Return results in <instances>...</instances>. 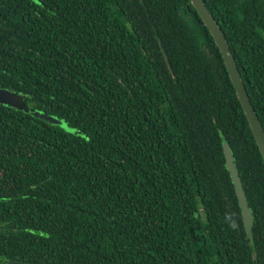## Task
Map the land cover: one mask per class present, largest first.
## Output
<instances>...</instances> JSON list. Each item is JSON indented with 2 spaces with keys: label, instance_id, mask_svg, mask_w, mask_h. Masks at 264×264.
Instances as JSON below:
<instances>
[{
  "label": "trees",
  "instance_id": "16d2710c",
  "mask_svg": "<svg viewBox=\"0 0 264 264\" xmlns=\"http://www.w3.org/2000/svg\"><path fill=\"white\" fill-rule=\"evenodd\" d=\"M203 1L264 128V0ZM0 88L78 131L0 104V264H264V158L191 0H0Z\"/></svg>",
  "mask_w": 264,
  "mask_h": 264
},
{
  "label": "water",
  "instance_id": "95a60500",
  "mask_svg": "<svg viewBox=\"0 0 264 264\" xmlns=\"http://www.w3.org/2000/svg\"><path fill=\"white\" fill-rule=\"evenodd\" d=\"M191 3L198 11L204 24L206 25L211 35L213 36L216 45L219 47L222 53L226 68L230 75V79L236 89L238 98L241 102L245 115L250 124L251 130L254 134L258 147L264 158V128L260 122L255 107L251 102V98L248 94L247 88L244 84L243 78L236 64L229 42L222 28L220 27L218 21L215 19V17L211 14L209 9L206 7L204 1L191 0ZM24 101H25V96L17 94L7 89L0 88V104L9 106L11 108H15L20 111H24L26 113H31L34 117L41 119L49 124L57 125L62 128H65L68 131H71L70 129L72 128H70L65 121L55 116L48 115L43 111H31L30 107L26 105ZM71 132H74V130ZM223 149L226 158V166L230 172L233 184L235 185L239 205L242 210L243 223L249 237H252L253 212L249 208L246 194L243 188V184L239 177L237 166L235 164V158L233 152L226 140L223 142ZM4 264H26V263H21L18 261H7Z\"/></svg>",
  "mask_w": 264,
  "mask_h": 264
},
{
  "label": "rangeland",
  "instance_id": "374dc122",
  "mask_svg": "<svg viewBox=\"0 0 264 264\" xmlns=\"http://www.w3.org/2000/svg\"><path fill=\"white\" fill-rule=\"evenodd\" d=\"M70 130H71V131H73L74 129H73V130H72V129H70ZM74 132H78V131L74 130Z\"/></svg>",
  "mask_w": 264,
  "mask_h": 264
}]
</instances>
